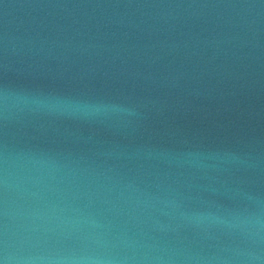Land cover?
Listing matches in <instances>:
<instances>
[{
	"label": "water",
	"instance_id": "water-1",
	"mask_svg": "<svg viewBox=\"0 0 264 264\" xmlns=\"http://www.w3.org/2000/svg\"><path fill=\"white\" fill-rule=\"evenodd\" d=\"M0 264H264V0H0Z\"/></svg>",
	"mask_w": 264,
	"mask_h": 264
}]
</instances>
